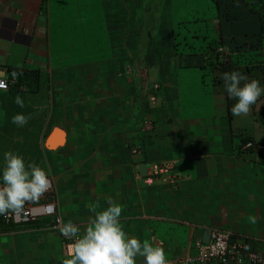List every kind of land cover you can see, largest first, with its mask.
<instances>
[{"label":"crops","instance_id":"obj_1","mask_svg":"<svg viewBox=\"0 0 264 264\" xmlns=\"http://www.w3.org/2000/svg\"><path fill=\"white\" fill-rule=\"evenodd\" d=\"M263 8L264 0H0V75L18 78L0 91V175L8 151L41 167L50 188L29 203H55L81 234L95 215L88 206L100 211L111 199L123 231L162 247L168 264L206 241L209 227L229 228L264 255V94L233 116L222 79L239 71L264 88ZM140 11L148 77L160 85L154 106L135 73L117 74L136 65ZM175 13L184 22L154 52L152 30ZM18 113L30 116L23 127L12 123ZM145 115L155 120L148 134ZM154 161L176 165L175 188L143 182ZM47 221L9 232L0 220V264H62L60 232Z\"/></svg>","mask_w":264,"mask_h":264},{"label":"clouds","instance_id":"obj_2","mask_svg":"<svg viewBox=\"0 0 264 264\" xmlns=\"http://www.w3.org/2000/svg\"><path fill=\"white\" fill-rule=\"evenodd\" d=\"M222 79L228 97L236 101L231 107L233 116L247 115L251 106L264 94L259 81L249 80L239 71L225 72ZM14 102L21 108L24 106L19 95ZM29 119L30 116L18 113L12 117V123L23 127ZM4 161L0 175V215L7 216L19 214L26 203L38 200L49 190L50 180L45 170L35 163L26 165L23 157L12 151L4 153ZM88 207L95 215L85 226L83 234L80 227L71 221L58 228L64 237L73 238L68 258L62 264H137V257L143 258V264H168L162 247L153 246L147 240L141 242L123 231L120 225L121 205L109 199L103 210L97 211L96 204Z\"/></svg>","mask_w":264,"mask_h":264},{"label":"built area","instance_id":"obj_3","mask_svg":"<svg viewBox=\"0 0 264 264\" xmlns=\"http://www.w3.org/2000/svg\"><path fill=\"white\" fill-rule=\"evenodd\" d=\"M223 52V49L221 50ZM119 75L128 76L132 74L130 67L119 71ZM139 92L145 98L147 105H157L160 85L158 82L150 81L146 68L140 69L138 73ZM18 82L16 75H0V91L7 90L9 86ZM141 131L148 134L154 131V119L150 115H145L142 120ZM246 148L257 146L249 141L244 144ZM132 154H139L141 148L138 145H131ZM161 180L175 188L178 185L179 173L176 165L171 161L150 162L142 180L145 184L151 185L156 180ZM39 219H47L50 228L57 229L64 224L61 215L57 211L56 204L44 202L39 208L31 203H26L19 214H9L1 216V222L7 227L9 232H17L18 227L35 222ZM59 231V230H58ZM208 239L193 241V250L177 259V264H208L213 260L226 263L235 260L237 263L249 262L252 264H263L264 255L254 249L246 240H234L233 232L229 228L209 227L207 230ZM63 252L68 257L69 246L73 243V238H66L60 233Z\"/></svg>","mask_w":264,"mask_h":264},{"label":"rangeland","instance_id":"obj_4","mask_svg":"<svg viewBox=\"0 0 264 264\" xmlns=\"http://www.w3.org/2000/svg\"><path fill=\"white\" fill-rule=\"evenodd\" d=\"M141 15H142V11H140L139 14H138V26H139V30H138V46L137 47H135L134 45L131 46V48L134 47L135 49H137V57L135 58L136 60H131V62H130V64L131 63L132 64H136L135 66L132 67L133 69L132 68L131 69H132V73H135L137 75V78H138V73H139L140 69L145 68L147 66L148 67H152L150 64H145V54H146V51H147V47L141 46L142 42H144V40L146 39V36L144 35L145 31L140 29V26H141ZM176 15H177V13L174 14L175 17L169 23H167V22L165 23V21H164L163 25H164V23H165V25H164V27L162 29H160L158 31H156L155 29L152 30V33H151L152 36H157L158 35L160 37V38L150 39V42L153 41L154 43H156V44H154V47H153L154 52H156L157 47L160 46L162 42H164L163 38H165L168 34L171 36V38H175V35L178 33L177 31H178V28H179V24L183 23L184 21L178 22ZM168 28H169V30H168ZM127 44H129V43H127ZM127 46L130 47L129 45H127ZM174 48H175V45H174ZM128 67H130V66L127 65L126 67H124L123 69H121L119 71H122V70H124L125 68H128ZM117 74H118V71H117ZM137 90H139V86L137 87Z\"/></svg>","mask_w":264,"mask_h":264},{"label":"trees","instance_id":"obj_5","mask_svg":"<svg viewBox=\"0 0 264 264\" xmlns=\"http://www.w3.org/2000/svg\"><path fill=\"white\" fill-rule=\"evenodd\" d=\"M264 9V8H263ZM264 11V10H263ZM261 37L264 39V12L261 14ZM251 75H256V73H254L253 72V74L251 73ZM259 112V114H258V118H259V120H260V122L263 124V126H264V108L263 109H261V110H259L258 111ZM241 141H242V144H245V143H247V142H249V141H251V142H253L254 143V141L251 139V138H249V137H242L241 138ZM251 147H249V149H250ZM1 216L2 215H0V220H1Z\"/></svg>","mask_w":264,"mask_h":264}]
</instances>
